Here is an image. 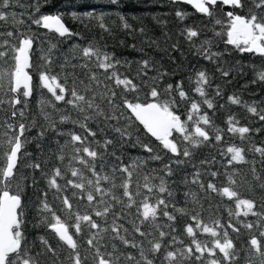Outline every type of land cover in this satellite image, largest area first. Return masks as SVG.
<instances>
[{
    "label": "trees",
    "instance_id": "obj_1",
    "mask_svg": "<svg viewBox=\"0 0 264 264\" xmlns=\"http://www.w3.org/2000/svg\"><path fill=\"white\" fill-rule=\"evenodd\" d=\"M235 18L264 36V0H0L7 264H264V53L231 41ZM145 106L174 117L173 149L134 118Z\"/></svg>",
    "mask_w": 264,
    "mask_h": 264
},
{
    "label": "water",
    "instance_id": "obj_2",
    "mask_svg": "<svg viewBox=\"0 0 264 264\" xmlns=\"http://www.w3.org/2000/svg\"><path fill=\"white\" fill-rule=\"evenodd\" d=\"M167 2L179 3L189 6L193 11L199 14L208 15L209 7L216 4H222L226 8H236L240 6V0H165ZM251 1V0H244ZM235 33H238L241 42L248 47V53L263 54L264 53V36L261 38H253V30L245 21L234 19ZM44 26L51 32L65 36L67 28L60 18L53 16L44 21ZM29 59L25 55V51H21L18 58L19 72L14 81V92L23 89L27 94L30 93V82L27 75ZM136 121L150 133L155 141H164L166 146L172 148L168 143V134L174 126V117L163 112L161 109L154 107H140L133 112ZM16 157L13 156L9 161L6 177H10L15 167ZM20 208V199L9 193L2 194L0 198V264H7L10 256L14 255L18 250V242L15 238L14 229L18 226V211ZM52 231L66 246L73 248L74 242L69 236L67 230L61 225L52 227Z\"/></svg>",
    "mask_w": 264,
    "mask_h": 264
},
{
    "label": "flooded vegetation",
    "instance_id": "obj_3",
    "mask_svg": "<svg viewBox=\"0 0 264 264\" xmlns=\"http://www.w3.org/2000/svg\"><path fill=\"white\" fill-rule=\"evenodd\" d=\"M253 33H254L253 38H261L262 37L260 35H256L254 31H253ZM240 40H241L240 35L238 33H234V41L233 42L237 43L239 45H242L244 47H248L246 44H243ZM261 44H263V43L261 42Z\"/></svg>",
    "mask_w": 264,
    "mask_h": 264
},
{
    "label": "rangeland",
    "instance_id": "obj_4",
    "mask_svg": "<svg viewBox=\"0 0 264 264\" xmlns=\"http://www.w3.org/2000/svg\"><path fill=\"white\" fill-rule=\"evenodd\" d=\"M235 30H236V29H235V26H234V28H233V30H232V33H231V38H232L231 41H234V36H233V35H234V33H235ZM232 36H233V37H232ZM242 207L246 208V207H248V206H247L246 204H243Z\"/></svg>",
    "mask_w": 264,
    "mask_h": 264
},
{
    "label": "bare ground",
    "instance_id": "obj_5",
    "mask_svg": "<svg viewBox=\"0 0 264 264\" xmlns=\"http://www.w3.org/2000/svg\"><path fill=\"white\" fill-rule=\"evenodd\" d=\"M175 126V125H174Z\"/></svg>",
    "mask_w": 264,
    "mask_h": 264
}]
</instances>
